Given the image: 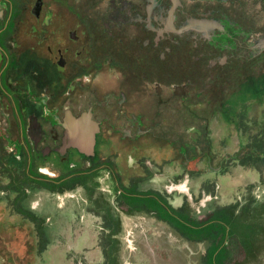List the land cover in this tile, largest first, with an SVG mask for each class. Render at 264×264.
Masks as SVG:
<instances>
[{"label":"flooded vegetation","instance_id":"flooded-vegetation-1","mask_svg":"<svg viewBox=\"0 0 264 264\" xmlns=\"http://www.w3.org/2000/svg\"><path fill=\"white\" fill-rule=\"evenodd\" d=\"M82 115L95 126L90 155L66 134ZM169 122L185 126L165 137ZM219 124L235 133L238 165L262 170L264 0H0V214L32 223L41 254L56 208L38 194L86 197L101 264H119L122 218L176 230L187 206H173L168 183L205 169L215 184ZM78 216L70 248L93 233L79 226L74 241Z\"/></svg>","mask_w":264,"mask_h":264},{"label":"rangeland","instance_id":"rangeland-1","mask_svg":"<svg viewBox=\"0 0 264 264\" xmlns=\"http://www.w3.org/2000/svg\"><path fill=\"white\" fill-rule=\"evenodd\" d=\"M158 125V130L163 131L165 137H173L185 126L181 122ZM218 126L221 127V132ZM218 126L212 131V136H215L216 140H222L219 158L226 159V162L220 176H215V184L204 186L203 180L212 177L205 169H202L203 177L198 179L184 176L180 181L168 183V186L174 185L171 193L173 206L176 208L185 203L187 216L192 220H204L213 209L231 205H236L238 209L249 199L254 200L256 204L264 203V163L256 165L262 170L239 166L234 159L244 155H237L235 152V133L229 126ZM160 156L161 154L154 157L160 160ZM243 160H246L245 157ZM174 172H179L178 166L174 169L168 168L166 175L170 178L176 174ZM184 182L187 183L184 188H177ZM39 196L38 194L33 201H39V204H42L40 207L45 205L56 208V212L51 215L49 231L45 232L44 237L37 238L38 245L46 246V249L41 254V250L35 248L32 223L24 222L20 225L17 217L5 212L0 214V264H101L103 258L97 248L99 235L96 233L100 224L87 214L86 197L81 192L66 193L55 198L48 194L41 195L40 198ZM74 212H77L81 220L75 219L73 222L74 241L78 237H84V234L78 233L79 226L90 229L93 233L90 238L86 237V245H74L70 248L69 219ZM261 224L262 235L249 256L240 251L235 241H227L230 257L228 264H264V221L261 220ZM90 239L91 245H88ZM114 240L119 264H202L201 258L208 246L203 242L187 241L178 231L144 217L122 218V233ZM46 243L48 245H45Z\"/></svg>","mask_w":264,"mask_h":264},{"label":"trees","instance_id":"trees-1","mask_svg":"<svg viewBox=\"0 0 264 264\" xmlns=\"http://www.w3.org/2000/svg\"><path fill=\"white\" fill-rule=\"evenodd\" d=\"M261 220L264 221V203L249 199L238 209L236 205L214 209L204 220L173 217L172 225L187 240L208 245L202 264H228L227 241H235L240 251L249 256L262 235Z\"/></svg>","mask_w":264,"mask_h":264},{"label":"water","instance_id":"water-1","mask_svg":"<svg viewBox=\"0 0 264 264\" xmlns=\"http://www.w3.org/2000/svg\"><path fill=\"white\" fill-rule=\"evenodd\" d=\"M66 134L71 145L81 153L90 155L95 142V126L85 115H82L76 122L67 125Z\"/></svg>","mask_w":264,"mask_h":264}]
</instances>
